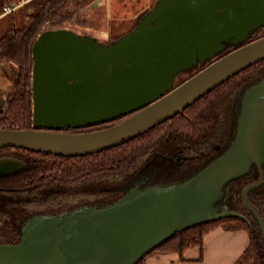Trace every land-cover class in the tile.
<instances>
[{
	"label": "water",
	"instance_id": "1",
	"mask_svg": "<svg viewBox=\"0 0 264 264\" xmlns=\"http://www.w3.org/2000/svg\"><path fill=\"white\" fill-rule=\"evenodd\" d=\"M262 28L264 0H158L137 27L111 43L69 28L45 31L33 46L34 128L0 129V148L87 156L138 138L262 62L264 37L246 43ZM232 45L239 47L218 57ZM198 63L206 66L173 89L176 75ZM242 104L235 142L191 180L136 187L101 209L35 218L20 245L0 251V264H135L193 226L226 217L247 221L219 203L230 183L264 165V81ZM127 115L98 131H61ZM24 165L3 158L0 177ZM262 183L247 187L243 199L264 237V220L249 201Z\"/></svg>",
	"mask_w": 264,
	"mask_h": 264
},
{
	"label": "trees",
	"instance_id": "2",
	"mask_svg": "<svg viewBox=\"0 0 264 264\" xmlns=\"http://www.w3.org/2000/svg\"><path fill=\"white\" fill-rule=\"evenodd\" d=\"M95 2L97 0H0V65L12 63L17 67L11 95L5 106L0 109V129L34 128L33 46L39 35L48 30L69 28L83 34L78 31L79 27L91 26L89 18L86 20V15ZM147 12L142 14L141 19L128 32L137 27ZM261 37H264V28L250 36L246 43L259 40ZM238 47L232 45L218 57ZM183 81L181 78L177 85ZM263 81L264 60L233 76L160 126L101 153L65 157L23 148H0V157L16 154L27 162L23 172L0 177V216L11 217L13 222L16 218L19 219V215L26 213L30 206L58 211L65 206L61 204L63 198L76 194H85L88 197L85 200L88 201L86 203L88 206L101 209L113 205L136 187L146 190L150 187L177 185L191 180L193 176L184 175L191 173L192 170L198 174L207 166L200 167L199 164L191 162L190 166L182 169L165 162L158 154L169 153L172 143H188L207 149L219 145L220 154L210 162L220 158L237 137L245 95L252 87ZM128 116L61 131L70 133L98 131L114 126ZM258 176L259 171L254 166L248 175L236 179L232 184H240V189H243V179L247 181L250 177ZM225 193L227 196L225 195L223 201L228 203L232 193L226 189ZM262 195L264 197V185L252 190L250 197L255 196L257 200H263ZM238 201L241 202V198ZM219 208L245 213L238 208V203L229 205L227 209L220 204ZM222 225L231 229H245L250 237L248 247L234 264H264V239L259 224L240 217H226L178 232L135 264H145L147 258L154 253L181 254L193 247H200L202 250L203 237Z\"/></svg>",
	"mask_w": 264,
	"mask_h": 264
},
{
	"label": "flooded vegetation",
	"instance_id": "3",
	"mask_svg": "<svg viewBox=\"0 0 264 264\" xmlns=\"http://www.w3.org/2000/svg\"><path fill=\"white\" fill-rule=\"evenodd\" d=\"M209 64H210V62H208L206 65H209ZM205 66L202 67L201 64L198 63L196 66H193L190 69H188V71H183V72L178 73L176 75L177 77H176L173 89H174V87L178 86L177 82L181 78L184 79V81H183V83H184L189 78H191L193 75H195L196 73L203 70V68ZM237 132H238V130H237ZM68 133H70V132H68ZM207 146H208V144H207ZM169 150H170L169 153H166V154L165 153H159L158 155L160 157H162V160H164L165 162H170L173 165H175V167L178 166L182 169L190 166L191 162L199 164L200 167L201 166H207L208 167L214 162V161L213 162H210V161L216 159L218 157V155L220 154V151H221L219 145L215 146L213 149H211V148L207 149V148H198L192 144L189 145L188 143H186V144L185 143L184 144L183 143H175V144L172 143L171 148ZM3 158H11V159L14 158L16 160L24 162L25 165H24L23 171L25 170L27 162H26V160L20 158L18 155H16V154L3 155L0 157V160ZM207 162H210V163L206 164ZM254 166H256V165H254ZM256 167L259 171L258 178L250 177V179L247 181H244V179H243L242 180L243 182L241 181L242 185H243L242 186L243 189H240V187H241L240 184L234 185V184L230 183L227 186L226 191L229 190V192L232 193L231 194L232 197L228 203H226L227 201H223L224 199H222L221 202L219 203V206L221 204V207L223 206L225 209H227V207L229 205L233 206V205H236V203H238V208H240L241 211L245 212L243 214L246 216L248 222H251V223L257 222L259 224L261 236L263 237L260 222H258L255 214L253 213L252 210L249 209V207H247V205L245 204L244 199H243V195H244L243 192L247 187H250L251 185H254V184H258V183L262 182V180H263L262 185H260L259 187L253 188L252 190L260 188L261 186L264 185V165L262 166V168H259L258 166H256ZM252 168L250 170H252ZM23 171H21V172H23ZM249 173H250V171H249ZM194 175H197V174H196L195 170H192L191 173L184 175V177L185 176L191 177ZM9 176H11V175H9ZM2 177H4V176H2ZM251 191L249 192V201L253 205V207L256 208V210L259 212V214L262 216V218L264 220V197H263V195L261 196V199H263V200H260V199L257 200V198H255V196L250 197ZM228 195H229V193H228ZM86 198H88V197L85 196V194H76V195H73V196H70L67 198H63V200L61 201V204L65 205V206H63V208H60L58 211L55 209L46 210L45 208H44L45 209L44 210L41 207L30 206L26 213H22V215H19L18 216L19 219L16 218L13 222H12L13 218H11V217L0 216V251L1 250L7 251L10 248H15V246L20 245V243L22 242V240L25 236V230H26L25 228L28 226L29 222L32 221L33 219L38 218V217H44V215L59 217V215L63 214V212L71 213V212H74L75 209L88 207V204H86V203H88V201L85 202ZM239 198H241V202L238 201ZM91 199L92 198L90 197V200ZM54 206L58 207L57 205H54ZM16 222H17V224H15ZM6 223H8V224H6ZM12 224H15V226H13ZM263 239H264V237H263Z\"/></svg>",
	"mask_w": 264,
	"mask_h": 264
},
{
	"label": "crops",
	"instance_id": "4",
	"mask_svg": "<svg viewBox=\"0 0 264 264\" xmlns=\"http://www.w3.org/2000/svg\"><path fill=\"white\" fill-rule=\"evenodd\" d=\"M132 1L143 6L134 16L130 15V9H128L132 7ZM132 1L97 0L92 6V10L102 9L105 17L110 18L114 9L120 8L121 12L118 17L128 16L137 23L142 14L149 10V2H147L148 0H143L145 2L142 1L141 3H139V0ZM9 97L6 96L3 87L0 85V109L5 106ZM203 238L202 250L200 247H193L184 250L181 254L179 252L154 253L147 258L145 264H234L250 243L249 234L245 229H231L224 225L209 231Z\"/></svg>",
	"mask_w": 264,
	"mask_h": 264
},
{
	"label": "rangeland",
	"instance_id": "5",
	"mask_svg": "<svg viewBox=\"0 0 264 264\" xmlns=\"http://www.w3.org/2000/svg\"><path fill=\"white\" fill-rule=\"evenodd\" d=\"M121 1H127V0H120V2ZM142 1L143 0H139V3H141ZM157 1L158 0H148L147 1L149 2L148 9L151 10L153 7H155ZM132 2H133L132 7L128 9H130V15L134 16L143 8V6H141L142 4L135 3L134 1ZM120 12H121L120 8H115L111 17L108 18L107 16L105 17L104 11L102 9H97L96 11L91 9L89 14L86 15V20L89 18L90 20L89 24L92 27L83 28L82 26H80L79 27L80 29L78 31H80V33L83 34H87L101 42L111 43L113 39H115L120 35L125 34L126 32H128V30H130V28L134 26V24H136L135 20H133V18L131 17L128 16L127 17L124 16L123 18L118 17L120 15ZM3 64H4L3 66H0V85L3 87L6 96L9 97L13 90V85L15 82L14 77H15V73L17 72V67L12 63L10 64L3 63Z\"/></svg>",
	"mask_w": 264,
	"mask_h": 264
}]
</instances>
